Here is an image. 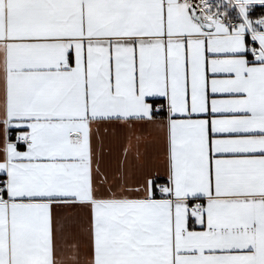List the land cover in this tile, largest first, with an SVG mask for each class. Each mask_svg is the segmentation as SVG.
Instances as JSON below:
<instances>
[{
  "label": "snow or ice",
  "instance_id": "6c2138e0",
  "mask_svg": "<svg viewBox=\"0 0 264 264\" xmlns=\"http://www.w3.org/2000/svg\"><path fill=\"white\" fill-rule=\"evenodd\" d=\"M0 264H264V0H0Z\"/></svg>",
  "mask_w": 264,
  "mask_h": 264
},
{
  "label": "crops",
  "instance_id": "0c3cea01",
  "mask_svg": "<svg viewBox=\"0 0 264 264\" xmlns=\"http://www.w3.org/2000/svg\"><path fill=\"white\" fill-rule=\"evenodd\" d=\"M155 152L154 155L157 157L159 163H163V143L160 140H155ZM119 153V142L113 144V155L110 158V162L115 165L116 159Z\"/></svg>",
  "mask_w": 264,
  "mask_h": 264
},
{
  "label": "trees",
  "instance_id": "16d2710c",
  "mask_svg": "<svg viewBox=\"0 0 264 264\" xmlns=\"http://www.w3.org/2000/svg\"><path fill=\"white\" fill-rule=\"evenodd\" d=\"M258 11H261V10L258 9Z\"/></svg>",
  "mask_w": 264,
  "mask_h": 264
}]
</instances>
